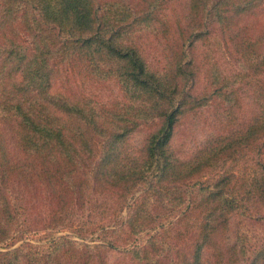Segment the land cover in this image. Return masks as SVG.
Instances as JSON below:
<instances>
[{
	"label": "trees",
	"instance_id": "1",
	"mask_svg": "<svg viewBox=\"0 0 264 264\" xmlns=\"http://www.w3.org/2000/svg\"><path fill=\"white\" fill-rule=\"evenodd\" d=\"M263 8L264 0H0V264H110L117 244H131L137 264H264V238L246 253L244 234H226L232 215L264 212ZM145 34L158 58L145 52ZM217 49L234 71L220 70ZM203 106L213 108V132L182 157L175 126ZM143 128V143L132 145ZM130 198L126 218L100 241L64 234L14 246L25 226L73 222L85 237ZM86 209L91 227L77 218ZM175 209L164 236L133 243Z\"/></svg>",
	"mask_w": 264,
	"mask_h": 264
},
{
	"label": "rangeland",
	"instance_id": "2",
	"mask_svg": "<svg viewBox=\"0 0 264 264\" xmlns=\"http://www.w3.org/2000/svg\"><path fill=\"white\" fill-rule=\"evenodd\" d=\"M256 16L259 17V21L264 22V8L259 9ZM217 40V39H216ZM142 45L144 46L145 52L153 58L159 57V51L156 49L155 42H151L150 35L145 34L141 40ZM218 52H215V58L218 61V66L220 70L226 74L235 70V66L231 63L230 57L227 53L221 49H217ZM200 75V74H199ZM202 76L198 79L196 83V87L199 88L203 85ZM110 87L113 89V84L109 82ZM214 117L213 108L209 106H203L193 111L185 113L177 122L175 126L174 135L172 137V143L177 149L178 153L182 157H188L191 153L200 145H202L206 139L209 137L210 134L213 132L212 126V119ZM147 129H138L134 131L130 136V142L132 145H141L143 140L147 134ZM140 191H137L135 195L137 196ZM134 198H130L128 200V205L122 210V212L118 215L117 218L107 219L104 220L102 225L96 226V230L92 233H86L85 237L76 235L74 230L76 227H80L79 225L72 222L73 227L70 229L68 227L61 228L59 230H49V229H31V228H19V229H26L24 232L18 231L20 238H18L15 245L25 244V243H32V244H46L52 239L57 238L58 236H62L64 234H70V236L76 240H83L86 242H97L100 241V238L105 233V228L111 227L114 225L115 220L120 219L124 220L127 216L128 209L132 204ZM106 201V200H105ZM146 207L151 208L153 203V198L151 196L144 197L142 200ZM38 206V205H36ZM178 209V208H177ZM177 209L173 210L168 217L162 219V221L154 226L142 232L141 234L136 236V241L133 243L143 244L145 241L144 239L148 236H151L155 233H163L164 236V226L167 228H171L172 221L178 216ZM75 210H78L75 208ZM93 213V215H92ZM89 210H84L80 215L77 216L78 220L88 221L89 224H85V227L93 226V222L97 221L94 218V212ZM264 212H256V214L252 215H239L234 214L231 216L229 220V225L227 229V236L230 241L235 240V238L239 234H244L245 240V249L246 253H249L251 249L258 244L260 240L264 238V218L261 216ZM92 215V216H89ZM97 223V222H96ZM108 224V225H105ZM163 225V226H162ZM161 227V229H160ZM110 229V228H108ZM99 235V236H98ZM132 243V244H133ZM131 246V244L123 245L117 244L116 246L110 248L108 250V261L110 264H137L134 263L129 255L127 254L126 250Z\"/></svg>",
	"mask_w": 264,
	"mask_h": 264
}]
</instances>
